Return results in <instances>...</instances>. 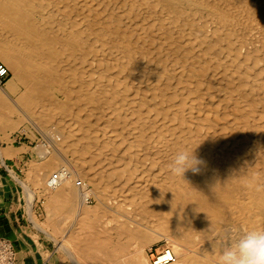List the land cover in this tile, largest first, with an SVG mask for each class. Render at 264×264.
Instances as JSON below:
<instances>
[{"label": "bare ground", "instance_id": "bare-ground-1", "mask_svg": "<svg viewBox=\"0 0 264 264\" xmlns=\"http://www.w3.org/2000/svg\"><path fill=\"white\" fill-rule=\"evenodd\" d=\"M0 61V143L27 119L53 141L29 181L74 262L153 264L163 239L217 264L264 229V0H0ZM185 149L206 164L183 179Z\"/></svg>", "mask_w": 264, "mask_h": 264}, {"label": "rangeland", "instance_id": "rangeland-1", "mask_svg": "<svg viewBox=\"0 0 264 264\" xmlns=\"http://www.w3.org/2000/svg\"><path fill=\"white\" fill-rule=\"evenodd\" d=\"M1 62V61H0ZM13 81V74L10 71L9 77L4 81L3 84H0V90L4 92L7 96L11 97L12 99H16L17 94L12 93L8 89V82ZM14 82V81H13ZM16 87L22 90L21 85L19 83H15ZM52 129L51 131L54 132V134L59 135L56 133V125H52L50 127ZM13 140L12 141H2L1 146L2 147H8L14 146L15 148H22L21 152L23 154L22 156V161L21 162V172L19 175L15 176L13 178L14 185V192H16V199H17V204L19 205V210L23 212V218L25 222V226L29 227V231L36 232L35 235L37 236L36 239H39V241H35L31 243V241L24 243L27 244V247H29L28 244H34V247L38 248L39 250H42L47 259L51 258L53 259L52 262H56V264H80L81 263V258L79 257V260L74 262L73 257L69 255V253H62L61 250L59 249V244L57 243V240L51 235H47L44 230H42V225H48V211L46 209V200L48 196H50V193L47 196V191L44 189V187H35L31 182L29 181V171L32 169V163H34L37 159H41L43 157V152L40 149L42 145L46 146H52L53 141L49 138H44L43 132L40 131L38 126L30 121L29 119L25 120L22 122L21 127L19 130H17L13 135ZM60 137V136H59ZM51 141H49V140ZM47 141V142H46ZM50 143V145H49ZM67 156H63L65 159ZM69 159L66 160H71L72 157L68 155ZM31 168V169H30ZM78 181H82L81 179L78 178ZM24 185L29 186V189L32 191V193H35V200H34V206L32 209V212L30 213V210L28 209V202H29V196L26 194V190L24 188ZM25 192V193H24ZM47 196V198H46ZM28 198V199H27ZM96 201L92 200V203L90 206L92 207L93 205L95 206ZM21 214V213H20ZM71 219H67V223H70ZM32 223V224H31ZM40 228H39V225ZM68 225V224H67ZM45 226V227H46ZM44 227V228H45ZM36 230V231H35ZM43 231V232H42ZM49 233L52 234V228H49ZM46 234V235H44ZM9 241V240H8ZM167 242L163 239L158 240L154 242L150 247H146L145 249V254L147 258L149 259V262H151V250H159L162 249L161 247L165 246ZM21 245L19 243L14 244L13 249L15 250L16 255V264L19 263V255L21 254ZM150 250V251H149ZM40 252V251H39ZM51 255V256H50Z\"/></svg>", "mask_w": 264, "mask_h": 264}, {"label": "crops", "instance_id": "crops-1", "mask_svg": "<svg viewBox=\"0 0 264 264\" xmlns=\"http://www.w3.org/2000/svg\"><path fill=\"white\" fill-rule=\"evenodd\" d=\"M0 143V237H4L13 244L21 245V254L18 264H56L53 259H47L42 250L31 243L39 241L34 232L29 231L24 222L23 212L19 210L16 192H14L13 178L22 171L23 154L21 148L14 146L2 147ZM21 213V214H20ZM32 224V223H31ZM36 231V230H35ZM40 251V252H39ZM51 256V255H50Z\"/></svg>", "mask_w": 264, "mask_h": 264}, {"label": "clouds", "instance_id": "clouds-1", "mask_svg": "<svg viewBox=\"0 0 264 264\" xmlns=\"http://www.w3.org/2000/svg\"><path fill=\"white\" fill-rule=\"evenodd\" d=\"M205 164L204 160L197 158L195 149H185L173 156L168 169L173 176L184 179L187 171L199 174ZM217 264H264V229L243 233L222 250Z\"/></svg>", "mask_w": 264, "mask_h": 264}, {"label": "built area", "instance_id": "built-area-1", "mask_svg": "<svg viewBox=\"0 0 264 264\" xmlns=\"http://www.w3.org/2000/svg\"><path fill=\"white\" fill-rule=\"evenodd\" d=\"M10 71L8 67L0 62V84H3L4 81L9 77ZM1 245H7V251H4L7 255V262H3L2 258V252L0 251V264H16V253L15 250L13 249L14 244L8 240H6L4 237H0V246ZM151 260L153 264H170L174 262L175 257L169 252L165 251L162 247V249L152 251L151 250Z\"/></svg>", "mask_w": 264, "mask_h": 264}]
</instances>
